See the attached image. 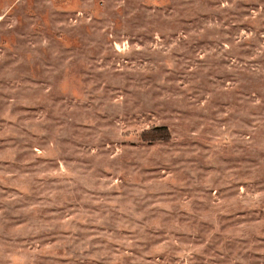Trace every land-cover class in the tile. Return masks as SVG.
Masks as SVG:
<instances>
[{"label":"rangeland","instance_id":"1","mask_svg":"<svg viewBox=\"0 0 264 264\" xmlns=\"http://www.w3.org/2000/svg\"><path fill=\"white\" fill-rule=\"evenodd\" d=\"M0 264H264V0H0Z\"/></svg>","mask_w":264,"mask_h":264},{"label":"trees","instance_id":"2","mask_svg":"<svg viewBox=\"0 0 264 264\" xmlns=\"http://www.w3.org/2000/svg\"><path fill=\"white\" fill-rule=\"evenodd\" d=\"M154 131L158 132V136L155 137V140H158V141H168L170 139V134H169V131L166 127H159V128H156ZM141 139L142 140H147V141H152L153 139L151 138H147L146 136V132H143L141 134Z\"/></svg>","mask_w":264,"mask_h":264}]
</instances>
